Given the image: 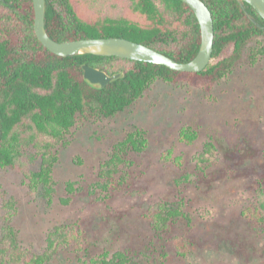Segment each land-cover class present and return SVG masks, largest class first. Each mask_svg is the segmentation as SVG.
<instances>
[{"label": "rangeland", "instance_id": "obj_1", "mask_svg": "<svg viewBox=\"0 0 264 264\" xmlns=\"http://www.w3.org/2000/svg\"><path fill=\"white\" fill-rule=\"evenodd\" d=\"M182 129L196 132L193 143L180 141ZM137 130L144 146L126 150L104 187L102 168ZM208 143L214 150L200 162ZM263 151L264 55L236 63L209 92L155 80L124 111L70 129L58 146L51 198L42 186L32 191L22 172L0 169V246L11 228L31 257L45 255L55 234L60 243L47 264H86L124 251L136 264H264V220L252 217L264 189ZM27 155L38 170L34 148ZM177 201L187 218L173 233L193 245L185 256L168 246L164 258L145 214ZM71 228L82 231L80 246L64 239Z\"/></svg>", "mask_w": 264, "mask_h": 264}, {"label": "trees", "instance_id": "obj_2", "mask_svg": "<svg viewBox=\"0 0 264 264\" xmlns=\"http://www.w3.org/2000/svg\"><path fill=\"white\" fill-rule=\"evenodd\" d=\"M203 1L214 22L212 60L201 72H187L118 56L56 55L36 35L33 0H0V169L22 172L32 191L42 186L46 197L51 198L58 146L64 143L72 127L124 111L158 79L209 92L236 63L246 57L254 64L264 55V18L252 5L247 2L242 5L238 0ZM45 28L59 42L127 38L178 62L192 60L201 45L198 19L182 0H45ZM231 47L232 52L222 57ZM84 63L109 74L123 72V76L103 88H95L84 79ZM196 138L194 131L182 129L180 132L182 142L193 143ZM143 140V133L137 130L118 144L101 171L107 180L102 184L104 187L110 185L108 179L117 173V165L126 150L141 151ZM30 147L41 159L38 170L30 168V162L34 161L27 155ZM213 150L212 143L206 144L197 160L208 161L207 154ZM257 204L252 217L264 220V189L258 194ZM181 206L180 201L164 202L145 214L154 236L163 243L161 257H168V246L178 256H185L193 245L189 238L173 233L177 222L187 218ZM5 232L10 239L0 246L3 264H47L60 243L52 234L48 238L47 253L31 257L14 239L13 229ZM64 235V239L72 236L76 245H81L82 231L71 228ZM84 263L136 264L127 251L103 253Z\"/></svg>", "mask_w": 264, "mask_h": 264}, {"label": "water", "instance_id": "obj_3", "mask_svg": "<svg viewBox=\"0 0 264 264\" xmlns=\"http://www.w3.org/2000/svg\"><path fill=\"white\" fill-rule=\"evenodd\" d=\"M195 13L201 29V45L196 56L188 62H178L172 57L145 44L123 37L82 38L59 42L52 39L45 28V0H33L35 20L34 28L38 39L51 52L59 56L95 54L118 56L133 60L163 64L173 70L201 72L212 60L214 48V22L210 9L203 0H182ZM252 5L264 18V0H238ZM251 18V16L249 15ZM85 81L92 87L103 88L110 82L123 76V72L109 74L93 65L82 64ZM2 129L0 124V147Z\"/></svg>", "mask_w": 264, "mask_h": 264}]
</instances>
